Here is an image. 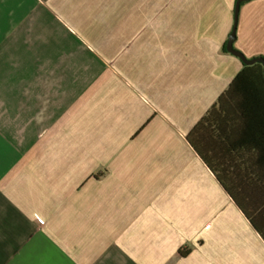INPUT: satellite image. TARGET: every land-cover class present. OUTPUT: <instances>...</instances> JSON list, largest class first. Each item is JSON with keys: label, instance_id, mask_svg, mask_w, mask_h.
I'll list each match as a JSON object with an SVG mask.
<instances>
[{"label": "crops", "instance_id": "0c3cea01", "mask_svg": "<svg viewBox=\"0 0 264 264\" xmlns=\"http://www.w3.org/2000/svg\"><path fill=\"white\" fill-rule=\"evenodd\" d=\"M235 2L0 0V264H264L186 140L243 69ZM233 48L264 59V0Z\"/></svg>", "mask_w": 264, "mask_h": 264}, {"label": "trees", "instance_id": "16d2710c", "mask_svg": "<svg viewBox=\"0 0 264 264\" xmlns=\"http://www.w3.org/2000/svg\"><path fill=\"white\" fill-rule=\"evenodd\" d=\"M255 66H243L186 140L264 242V73Z\"/></svg>", "mask_w": 264, "mask_h": 264}, {"label": "water", "instance_id": "95a60500", "mask_svg": "<svg viewBox=\"0 0 264 264\" xmlns=\"http://www.w3.org/2000/svg\"><path fill=\"white\" fill-rule=\"evenodd\" d=\"M244 1H247V0H236V2H235L234 25H233L232 31L228 37V40L226 42L225 49L229 54L237 57L242 62L243 65L251 66V65L258 63L264 69V59L263 58L257 57V58L247 59L239 51H237L233 48V41H234V37H235V28H236V21H237V17H238V12H239V8H240V4Z\"/></svg>", "mask_w": 264, "mask_h": 264}]
</instances>
